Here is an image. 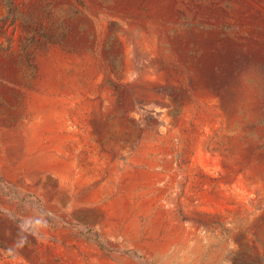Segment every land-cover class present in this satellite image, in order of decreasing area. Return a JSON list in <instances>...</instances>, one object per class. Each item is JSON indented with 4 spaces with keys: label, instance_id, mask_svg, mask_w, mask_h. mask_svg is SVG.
Returning <instances> with one entry per match:
<instances>
[{
    "label": "rangeland",
    "instance_id": "1",
    "mask_svg": "<svg viewBox=\"0 0 264 264\" xmlns=\"http://www.w3.org/2000/svg\"><path fill=\"white\" fill-rule=\"evenodd\" d=\"M0 264H264V0H0Z\"/></svg>",
    "mask_w": 264,
    "mask_h": 264
}]
</instances>
